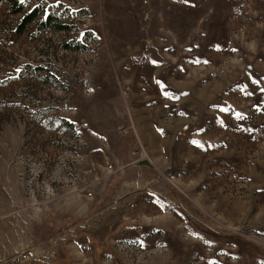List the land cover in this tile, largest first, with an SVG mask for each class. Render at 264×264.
I'll return each instance as SVG.
<instances>
[{"label": "rangeland", "instance_id": "374dc122", "mask_svg": "<svg viewBox=\"0 0 264 264\" xmlns=\"http://www.w3.org/2000/svg\"><path fill=\"white\" fill-rule=\"evenodd\" d=\"M19 3L0 264H264V0Z\"/></svg>", "mask_w": 264, "mask_h": 264}, {"label": "trees", "instance_id": "16d2710c", "mask_svg": "<svg viewBox=\"0 0 264 264\" xmlns=\"http://www.w3.org/2000/svg\"><path fill=\"white\" fill-rule=\"evenodd\" d=\"M8 4L10 6V10L13 13H19L22 12L23 10V5L19 3V0H0V5L1 4ZM41 11H39L38 8L33 9L29 14H27L24 18L23 26H26L32 22H37V24L41 27L44 28L45 30H64V31H70L73 28L69 25H65L63 23H59L57 21H54L56 18V15L48 14L46 15L43 19L37 21V18L39 16ZM22 29V28H21ZM67 48H72V49H78V50H83L84 46L82 45H72V44H66L65 45Z\"/></svg>", "mask_w": 264, "mask_h": 264}, {"label": "water", "instance_id": "95a60500", "mask_svg": "<svg viewBox=\"0 0 264 264\" xmlns=\"http://www.w3.org/2000/svg\"><path fill=\"white\" fill-rule=\"evenodd\" d=\"M147 164H150V163L147 162Z\"/></svg>", "mask_w": 264, "mask_h": 264}]
</instances>
